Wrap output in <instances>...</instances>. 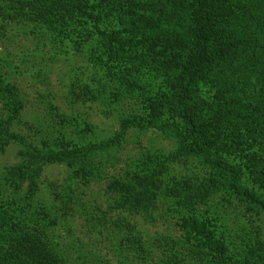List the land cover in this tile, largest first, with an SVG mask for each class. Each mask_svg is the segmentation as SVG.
I'll return each mask as SVG.
<instances>
[{"label":"trees","instance_id":"obj_1","mask_svg":"<svg viewBox=\"0 0 264 264\" xmlns=\"http://www.w3.org/2000/svg\"><path fill=\"white\" fill-rule=\"evenodd\" d=\"M30 34L37 42L57 45L90 40L95 52L90 78L67 85L74 102L108 94L123 106L140 92L141 100L150 103L149 113L123 116L119 130L105 141L70 147L59 140L54 149L47 138L37 140L36 134L38 145L10 131L23 99L17 85L0 77V153L12 140L22 146L20 160L2 172L0 186L21 191L28 200L39 189L43 167L56 161L77 165L73 177L87 178L95 169L84 161L95 152L119 144L131 126L156 125L171 132L177 149L160 157L151 170L131 172L106 186L110 208L117 211L104 224L118 250L116 264H203L185 263L183 245L149 237L139 226L138 218H154L163 195L188 207L224 189L230 198L264 211V0H0V37ZM231 141L239 147L236 152L250 151L245 167L262 190L243 181L244 167L222 146ZM189 158L199 161L203 175L167 181L169 165ZM5 205L0 198V264H70L46 232L44 210L36 221L25 217L26 207L19 214ZM208 222L190 223L195 233L188 236L211 247L218 262L210 264H264V240L241 237L250 253L227 260V247ZM152 246L165 258H152ZM82 260L78 263L91 262L86 256Z\"/></svg>","mask_w":264,"mask_h":264},{"label":"rangeland","instance_id":"obj_2","mask_svg":"<svg viewBox=\"0 0 264 264\" xmlns=\"http://www.w3.org/2000/svg\"><path fill=\"white\" fill-rule=\"evenodd\" d=\"M19 38L0 37V77L17 85L23 99L19 119L9 127L10 131L25 135L37 144L40 138H47L54 149H57L54 141L59 140L70 142V147H81L112 137L119 130L123 116L138 114L145 117L149 113L150 103L141 100L140 92H137L140 98L136 95L125 106L120 101L115 102L108 94L99 99L73 101L67 92L68 83L88 81L91 76L88 67L95 52L89 48L90 40H63L57 45L47 40L37 42L38 39L31 34ZM137 39L140 41V38ZM18 49L22 50L21 54ZM20 60L23 63L16 68ZM8 64L13 66L9 70L6 69ZM222 146L229 147L230 158L244 167L243 181L261 189L258 178L245 167V162L251 158L250 151L244 154L236 152L235 149L239 148L236 141ZM177 147V139L159 126H131L119 144L95 152L90 161H84L88 167L91 165L95 169L89 177H73L77 165L56 161L43 167L37 182L39 189L28 200L22 198L21 191L7 186H0V198L6 201L4 209L12 207L10 210L20 214V208L26 207L25 217L36 221L41 216L40 211L44 210L47 213V218L43 217L46 232L65 251L70 264L83 263L85 256L91 259L90 264H116L118 250L114 248L110 232L104 227L105 219L117 214L110 208L112 196L106 189L107 184L115 178L126 179L134 171L151 170L160 157L171 154ZM21 150L19 141L12 140L0 153V181L4 169L20 160ZM169 167L165 172L167 181L188 174L203 175L199 161L193 158L170 164ZM217 191L204 202L188 207H179L174 198L163 195L157 202L154 218H138V224L149 237L183 245L180 249L185 263L210 264L218 262L212 256L211 247L188 236L189 231L195 233L190 223L208 220L214 235L227 247L226 259H239L250 253L241 237L253 243L264 240V211L244 200L230 198L224 189ZM152 249V258H165L166 254L160 248L152 246ZM94 253L100 256L97 261H94Z\"/></svg>","mask_w":264,"mask_h":264}]
</instances>
